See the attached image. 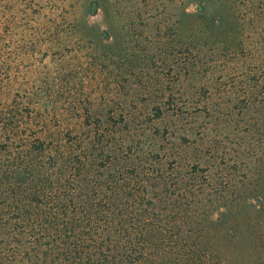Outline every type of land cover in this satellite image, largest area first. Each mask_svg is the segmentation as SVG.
<instances>
[{
  "label": "rangeland",
  "instance_id": "1",
  "mask_svg": "<svg viewBox=\"0 0 264 264\" xmlns=\"http://www.w3.org/2000/svg\"><path fill=\"white\" fill-rule=\"evenodd\" d=\"M257 12L0 0L6 264H264ZM33 161L56 181L18 180Z\"/></svg>",
  "mask_w": 264,
  "mask_h": 264
},
{
  "label": "trees",
  "instance_id": "2",
  "mask_svg": "<svg viewBox=\"0 0 264 264\" xmlns=\"http://www.w3.org/2000/svg\"><path fill=\"white\" fill-rule=\"evenodd\" d=\"M251 5H253L254 7H256L257 9H259V12H257V15H259V17H264V0H251ZM163 109H158V115H162L163 113ZM0 113H2V111H0ZM4 114L0 115V131H4L5 133L10 132L11 130H15L16 127V123H9V119L8 120H4L3 119ZM6 142V141H5ZM8 147V145H6V143H2L0 144V183H3V180H8L9 177V173L6 171V165L5 163H2V157H4L3 153H4V148ZM53 163V162H52ZM57 161H55L54 164H51L52 167H49L46 171H41L37 169V164H34L33 161V165L30 167L29 165L25 166V168H27V170H25V172H21L18 175V180H24V183H27V180H41L42 182H45L48 184H51L52 182L56 181V179L58 178V172H56V169H53L54 166H56ZM43 168V166H42ZM45 169V168H44ZM43 169V170H44ZM1 170H3V173H1ZM5 170V171H4ZM66 175H64L65 178ZM24 177H26V180L24 179ZM14 189V188H12ZM27 194V193H26ZM0 195H2V192H0ZM29 195V194H28ZM0 257L1 260L0 264H6L8 261H4V259H6V255L3 253H0Z\"/></svg>",
  "mask_w": 264,
  "mask_h": 264
}]
</instances>
